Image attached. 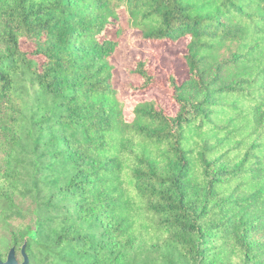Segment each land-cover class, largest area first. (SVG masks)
<instances>
[{"label": "trees", "instance_id": "obj_1", "mask_svg": "<svg viewBox=\"0 0 264 264\" xmlns=\"http://www.w3.org/2000/svg\"><path fill=\"white\" fill-rule=\"evenodd\" d=\"M133 28L187 40L174 115L113 86ZM128 70L129 89L162 83L147 60ZM258 231L264 0H0L1 259L24 245L28 264H264Z\"/></svg>", "mask_w": 264, "mask_h": 264}, {"label": "rangeland", "instance_id": "obj_2", "mask_svg": "<svg viewBox=\"0 0 264 264\" xmlns=\"http://www.w3.org/2000/svg\"><path fill=\"white\" fill-rule=\"evenodd\" d=\"M125 20V18H122ZM118 30V23H111L107 31V36L115 37ZM187 40L180 38L172 40H144L141 38V31L137 28L128 30L122 37L121 46L113 55L115 68L113 69L112 83L119 90L125 104L129 107L136 102L145 99H155L164 108L165 112L174 115L178 110V104L170 96L167 81L170 75L174 74L179 81L188 76V71L179 53L186 50ZM21 46L25 50H32V46L25 40L21 41ZM139 59L147 60L150 68L156 77L161 79L160 85H155L146 91L129 89V84H137L141 78L137 74L130 73L128 69L135 65ZM131 110V109H130ZM126 114L130 119L133 114ZM251 242L264 241V232L258 231L247 237ZM22 261V259L20 260Z\"/></svg>", "mask_w": 264, "mask_h": 264}, {"label": "water", "instance_id": "obj_3", "mask_svg": "<svg viewBox=\"0 0 264 264\" xmlns=\"http://www.w3.org/2000/svg\"><path fill=\"white\" fill-rule=\"evenodd\" d=\"M22 255L23 259L19 261L15 253V248L11 247L7 253L6 259L3 260L0 258V264H28L29 257L25 252L24 245L22 247Z\"/></svg>", "mask_w": 264, "mask_h": 264}]
</instances>
